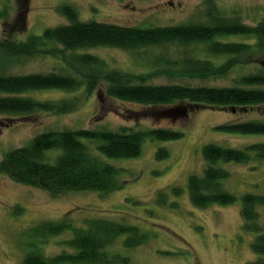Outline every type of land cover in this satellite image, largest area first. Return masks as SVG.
I'll return each mask as SVG.
<instances>
[{
    "label": "trees",
    "instance_id": "obj_1",
    "mask_svg": "<svg viewBox=\"0 0 264 264\" xmlns=\"http://www.w3.org/2000/svg\"><path fill=\"white\" fill-rule=\"evenodd\" d=\"M18 14L4 31L18 34L26 30L24 24L27 0H19ZM211 8H210V4ZM209 22L181 24L168 27L139 28L95 21H81L68 5L58 11L68 24L47 28L42 35H30L24 41L0 40V132L18 117L35 113L66 114L77 107L78 100L61 98L39 100L34 93L58 90L74 93L83 90L92 94L99 83H105L108 97L151 108L155 113L171 115L203 107L228 109L232 113L247 108L264 106V67L258 60L264 57L263 16L255 26L242 22L237 15L222 16L212 0H206ZM6 11H0V19ZM245 38V42L226 38ZM5 40V41H4ZM97 48H113L137 53L149 49L185 50V56H170L160 51L146 58L148 72H123L93 54L83 52ZM60 70L46 73L17 74L11 69L37 57L59 58ZM140 56V55H139ZM141 57V56H140ZM142 58V57H141ZM256 72H244L231 78L240 67L253 65ZM174 79L167 84H152V79ZM230 78L231 84L218 85L217 80ZM164 114V115H165ZM184 115V116H185ZM225 134L264 136V120L233 121L215 128ZM183 133L153 128L132 130L121 127L117 131L50 130L31 138L25 146L7 151L0 161V175L23 186L36 188L52 197L71 192H95L107 196L120 191L125 172L111 160L133 159L141 155L147 140L177 141ZM169 152L160 148L157 160L166 159ZM202 171L187 179L188 198L195 208L230 206L240 201L242 228L253 233L250 244L255 259L248 264H264V224L259 208H264V187L258 193L239 197L224 187L230 177V165L253 164L264 161V143H253L244 148H229L208 143L201 148ZM264 186V184H263ZM183 190L177 186L157 192L156 203L176 207L170 196L178 198ZM82 227L67 219L42 222L30 229L28 249L22 264H130V258L112 247L123 237V249L130 250L144 244L148 234L132 225L108 219H88ZM70 233L65 241L67 250L55 256H45L37 248L49 237ZM30 241V242H29Z\"/></svg>",
    "mask_w": 264,
    "mask_h": 264
},
{
    "label": "rangeland",
    "instance_id": "obj_2",
    "mask_svg": "<svg viewBox=\"0 0 264 264\" xmlns=\"http://www.w3.org/2000/svg\"><path fill=\"white\" fill-rule=\"evenodd\" d=\"M206 0H27L24 18L26 30L18 34L5 32L18 14L19 0H0V40L24 41L30 35L40 36L47 28L68 24L60 14L61 6H71L81 21H95L120 26L151 28L181 24L209 22ZM222 16L239 15L242 22L255 26L263 16L264 0H212ZM210 4V3H209ZM210 4V8H211ZM213 6V5H212ZM4 40V41H5ZM228 41L245 42V38L231 37ZM170 56H185L186 52L162 49ZM160 49L139 50L128 53L113 48H97L87 52L104 60L110 69L123 72H148L146 58H153ZM142 57H140V56ZM63 55L59 58L37 57L15 65L11 72L17 74L46 73L60 70ZM264 65V57L258 60ZM259 67L245 66L234 71L231 78L244 72H256ZM230 78L215 84H231ZM174 79L156 77L152 84H167ZM105 83L86 95L83 90L65 93L50 90L32 94L39 100L73 98L77 107L61 115L44 112L18 117L0 132V161L14 148L25 146L34 136L65 129L95 130L106 128L117 131L121 127L134 130L169 129L183 133L177 141L147 140L141 155L133 159L111 160L124 169L121 179L125 186L107 196L95 192H71L52 197L48 193L18 184L0 175V264H22L29 251L30 229L42 222L67 219L82 227L88 219H108L138 227L148 234V240L130 250L123 249L121 237L112 247L130 258V264H248L255 259L250 244L253 233L245 232L240 215L241 203L230 206H211L198 209L192 206L187 191V179L202 171L201 148L208 143L229 148H244L253 143H264V136L230 135L217 131V126L233 121L264 120V106L247 108L232 113L222 108H197L184 114L176 111L152 116L151 108L123 102L107 96ZM185 115V116H184ZM10 116H0L8 122ZM164 148L169 157L157 160L155 154ZM251 166L230 165V177L224 187L237 197L245 193H258L264 187V161ZM171 186L180 187V197L170 196L176 207L159 206L157 192ZM261 191L263 189H260ZM264 192V191H263ZM260 222L264 224V208H259ZM70 233L49 237L37 244L45 256H55L66 251L65 241ZM30 242V241H29Z\"/></svg>",
    "mask_w": 264,
    "mask_h": 264
},
{
    "label": "water",
    "instance_id": "obj_3",
    "mask_svg": "<svg viewBox=\"0 0 264 264\" xmlns=\"http://www.w3.org/2000/svg\"><path fill=\"white\" fill-rule=\"evenodd\" d=\"M263 67H264V65H263Z\"/></svg>",
    "mask_w": 264,
    "mask_h": 264
}]
</instances>
